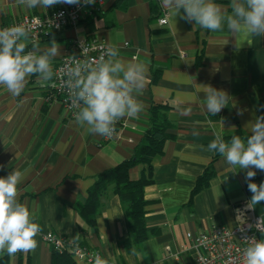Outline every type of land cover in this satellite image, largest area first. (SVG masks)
<instances>
[{"label":"crops","instance_id":"crops-1","mask_svg":"<svg viewBox=\"0 0 264 264\" xmlns=\"http://www.w3.org/2000/svg\"><path fill=\"white\" fill-rule=\"evenodd\" d=\"M213 2L231 13V0ZM68 5L30 9L19 0H0V26L25 14L42 16ZM164 11L169 21L160 25L157 19ZM182 16L183 10L173 17L163 0H104L100 9L84 11L76 26L25 41L26 51L37 43L40 54L54 39L59 51L52 68L74 40L87 37L117 48L125 61L135 57L147 66L138 97L143 111L119 120L109 139L78 126L74 116L49 96L50 81L29 76L18 96L0 85L1 177L24 172L17 200L27 207L30 219L42 231L80 239L108 264H196L199 250L186 234L215 224L232 228L238 220L236 205L252 197L247 170L227 165L208 144L217 133L225 141L237 135L246 140V124L264 115V37L233 35L226 27L211 32ZM202 85L228 94V104L217 115L206 110ZM152 105H166L170 123L162 152L152 158L154 179L143 191L145 223L159 231L134 249L125 240L128 224L118 195L107 191L100 197L94 226L78 215L75 205L85 200L98 174L132 156L148 128ZM207 169L212 171L208 182L194 191ZM140 170L139 165L131 167L129 178L137 179ZM253 170V180L264 182V171ZM252 209L264 216V201ZM35 239L34 249L1 255L8 264H52L51 247L39 234Z\"/></svg>","mask_w":264,"mask_h":264},{"label":"clouds","instance_id":"clouds-1","mask_svg":"<svg viewBox=\"0 0 264 264\" xmlns=\"http://www.w3.org/2000/svg\"><path fill=\"white\" fill-rule=\"evenodd\" d=\"M96 0H19L27 8L47 9L56 4H94ZM173 17L183 10L182 18L195 22L211 32L224 31L233 35L246 33L248 36L264 37V0H231V13L224 11L213 0H163ZM30 39V29L23 24L0 28V85L18 96L26 86L27 78L37 75L43 82L51 81L54 72L52 59L58 55L59 45L53 39L46 51L37 54L40 46L33 43V49L26 51L25 41ZM86 49L82 47V54ZM63 87L67 90L71 107L76 109L74 119L78 126L94 135L112 137L116 123L128 117L139 115L144 105L138 99L143 94L147 78V66L135 57L125 61L119 50L108 46L98 62L75 60L66 63ZM206 110L217 115L229 102L224 90L202 85ZM242 114V113H241ZM250 133L246 140L232 136L225 141L220 133L208 144V150L218 153L231 167L245 169V180L252 193L247 208L264 201V182H252L256 170L264 171V115L246 124ZM3 166L0 165V168ZM21 170L11 171L0 177V251L9 255L28 251L37 246L35 239L39 226L30 219L27 207L18 202V185L24 179ZM264 236V216L256 224L249 225ZM243 233L246 230L241 228ZM78 236V235H77ZM247 247L243 251V264H264V238L244 235ZM94 264H108L99 254Z\"/></svg>","mask_w":264,"mask_h":264},{"label":"built area","instance_id":"built-area-1","mask_svg":"<svg viewBox=\"0 0 264 264\" xmlns=\"http://www.w3.org/2000/svg\"><path fill=\"white\" fill-rule=\"evenodd\" d=\"M103 3L104 0H96L94 4L89 5L81 3L80 5L61 6L42 16L25 14L12 23L1 25L0 28L23 24L30 29V39L38 41L48 38L51 34L67 26H76L84 11L87 9L98 10ZM157 21L160 25L167 24L169 21L168 12L164 11ZM127 44V42L124 43V45ZM108 46L105 41L95 37L76 39L72 42L71 49L66 51L53 67L54 76L49 83V96L58 101L69 115L74 116L76 109L70 106L69 94L62 86L63 81L67 79L64 74L65 64L73 63L74 58L80 61L98 62ZM82 47L86 49L85 54H82ZM104 138L109 139V137ZM247 203L240 202L236 205L238 220L232 228L215 224L208 230L195 235L186 234L193 247L199 250L195 256L196 264H243V251L247 247L243 240L244 235L255 236L257 239L264 238L255 227L249 228V225L256 224L260 215H257L252 208H247ZM241 228L246 231L242 233ZM38 234L42 237L43 242L51 248L56 250L67 248L76 260L94 264L95 255L101 256L98 251L92 250L80 239H66L50 230L42 231L40 229Z\"/></svg>","mask_w":264,"mask_h":264},{"label":"trees","instance_id":"trees-1","mask_svg":"<svg viewBox=\"0 0 264 264\" xmlns=\"http://www.w3.org/2000/svg\"><path fill=\"white\" fill-rule=\"evenodd\" d=\"M167 108L166 105H152L150 107L148 128L132 156L98 174L88 189L85 200L75 205L78 215L89 226H94L95 215L101 206L100 197L107 191L118 195L124 203V214L128 224V237L125 240L134 249H137L148 237L157 234L159 231L155 228H148L145 223L146 201L143 191L144 187L154 179L152 158L162 152L164 142L168 138L166 129L170 123L166 118ZM135 165H139L141 170L139 177L132 180L129 178L128 171ZM211 175V169H207L198 178L194 191L205 185ZM252 182L257 185L261 183L258 179H254ZM51 249L52 264H76L67 248L62 250ZM0 264H8L5 255L0 256Z\"/></svg>","mask_w":264,"mask_h":264}]
</instances>
